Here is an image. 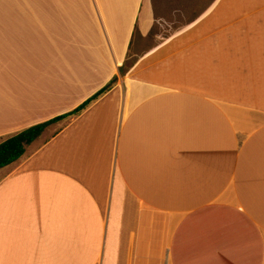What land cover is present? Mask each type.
Wrapping results in <instances>:
<instances>
[{
  "label": "crops",
  "instance_id": "crops-1",
  "mask_svg": "<svg viewBox=\"0 0 264 264\" xmlns=\"http://www.w3.org/2000/svg\"><path fill=\"white\" fill-rule=\"evenodd\" d=\"M221 1L121 74L148 1L0 0V142L117 76L0 168V264H264V0Z\"/></svg>",
  "mask_w": 264,
  "mask_h": 264
},
{
  "label": "rangeland",
  "instance_id": "rangeland-1",
  "mask_svg": "<svg viewBox=\"0 0 264 264\" xmlns=\"http://www.w3.org/2000/svg\"><path fill=\"white\" fill-rule=\"evenodd\" d=\"M151 5L153 24L148 35L142 37L137 32L127 52V57L123 64V70L127 72L131 65L142 54L153 48L171 34L184 28L202 12H206L216 0H146ZM1 4H4L2 1ZM220 4V5H219ZM205 23L211 18L229 17L232 13L243 10H252L260 7L263 0H222ZM31 60L29 59L28 62ZM21 64V63H19ZM28 64V63H27ZM15 71L19 68L15 67ZM21 70V68H20ZM87 73L86 71H84ZM19 73V72H18ZM57 124L51 125L48 134H51Z\"/></svg>",
  "mask_w": 264,
  "mask_h": 264
},
{
  "label": "trees",
  "instance_id": "trees-1",
  "mask_svg": "<svg viewBox=\"0 0 264 264\" xmlns=\"http://www.w3.org/2000/svg\"><path fill=\"white\" fill-rule=\"evenodd\" d=\"M119 71L121 74L125 73L123 70V65L120 66ZM117 76L114 75L108 83H106L103 87H101L98 91L80 103L74 109L62 113L58 116H55L46 121L31 125L23 130L7 137L3 141L0 142V168L5 167L17 159H19L25 152V147L27 144H30L35 139H37L42 132L45 130L47 126L51 123L63 120L73 115L79 114L83 109H85L91 102L96 100L99 96L104 94L107 90H109L112 85L116 82Z\"/></svg>",
  "mask_w": 264,
  "mask_h": 264
}]
</instances>
